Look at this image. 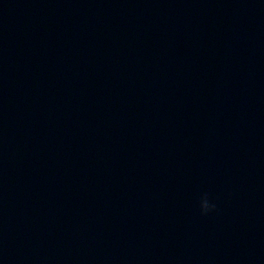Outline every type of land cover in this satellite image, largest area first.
Here are the masks:
<instances>
[{"label": "water", "instance_id": "water-1", "mask_svg": "<svg viewBox=\"0 0 264 264\" xmlns=\"http://www.w3.org/2000/svg\"><path fill=\"white\" fill-rule=\"evenodd\" d=\"M0 264H264V0H0Z\"/></svg>", "mask_w": 264, "mask_h": 264}, {"label": "clouds", "instance_id": "clouds-1", "mask_svg": "<svg viewBox=\"0 0 264 264\" xmlns=\"http://www.w3.org/2000/svg\"><path fill=\"white\" fill-rule=\"evenodd\" d=\"M197 207L200 215L205 216L216 210L217 205L214 198L208 192H202L197 199Z\"/></svg>", "mask_w": 264, "mask_h": 264}]
</instances>
